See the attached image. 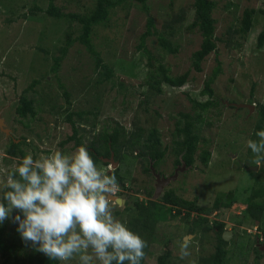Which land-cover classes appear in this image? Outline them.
Wrapping results in <instances>:
<instances>
[{"label":"rangeland","instance_id":"rangeland-1","mask_svg":"<svg viewBox=\"0 0 264 264\" xmlns=\"http://www.w3.org/2000/svg\"><path fill=\"white\" fill-rule=\"evenodd\" d=\"M194 1L149 0L148 11L139 1H129L112 10L109 21L96 26L92 34L96 50L115 71L114 79L99 84L100 72L96 69L95 58L80 42L69 49L58 73L51 71L54 57L59 55V49L64 45L68 23L52 19L44 12L34 14L30 11L34 5L46 10L49 0H0V108L5 107L7 127L13 132L15 142L19 144L26 139L28 145L22 147L31 155L36 148L37 158L55 151L72 154L77 149L75 141L62 144L73 135L71 125L66 121L69 111L87 113L86 121L77 123L79 136L86 145L103 129L117 125L127 132L134 131L136 127H144L148 131L155 128L168 143L176 122L180 120L179 114L194 113L190 99L200 102L211 99L208 94L203 95L206 79L218 61L221 62L222 73L212 85L221 100L220 106L200 119L201 125L198 123L202 138L198 153L208 149L212 154L208 167L198 159L194 169H175V157L170 153L164 162L151 169L148 185L155 188L159 182L163 183L160 196L153 200L162 202L160 197L163 192L173 189L175 195L188 200L197 198L200 207L209 209L221 194L224 201L234 196L236 202L229 210H213L203 216L210 222L230 225L226 228L233 233L228 241L229 264H264V256L257 260L256 254L248 252V246H245L247 240H256V235L261 236L260 243H263V231L245 223L242 216L253 188L264 187V159L256 164V154L248 147L249 140H260L255 133L259 105H264V46L258 47V37L264 30V0H213L217 3L213 14L215 33L221 41L217 42V52L211 53L202 64L200 73L193 67L192 55L200 48L204 38L198 31L189 29L195 14ZM56 4L66 12L85 14L93 10L95 0H56ZM248 9L256 11L255 22L248 38L243 39L236 30L240 28L243 14ZM179 15H185L184 21L174 27L175 34L169 37L174 47L178 48L177 54L166 53L156 34L148 38L146 46L156 66L162 64L170 68L173 76L190 72L189 80L179 88L165 84L162 93L149 91L142 85L150 66L148 55L138 48L140 37L146 32L150 17L154 19L155 30L165 34L170 31L168 25ZM73 31L74 37L80 35L78 23H74ZM35 81L38 83L34 84ZM33 84L34 87L30 88ZM66 93L70 95L71 103L67 101ZM22 96L34 101L35 118L19 116L17 110ZM231 104H246L254 108L253 111L235 109ZM9 137L0 129V199L7 175L22 161L6 153ZM136 154L130 157L136 158ZM130 164L132 177L138 178L140 183L135 185L131 181L129 185L139 192L123 190V196L116 191L118 197L127 196L130 199L132 206L129 210H122L113 202V214L129 228L132 217L136 216L133 202L137 198L146 200L141 189L148 179L142 172L145 165L137 159ZM255 167L258 169H251ZM101 168L106 174L113 169L106 165H101ZM187 212L190 211H183V217ZM190 214L187 219H197L196 211ZM15 215L14 211L12 217L0 224V227L6 226L10 237L16 233L18 226L13 220ZM241 221L243 223L239 224ZM157 228V237L149 245L144 264H157L158 256L168 249L173 253L169 264H205L202 258L214 251L213 234L209 237L192 235L191 255L182 260L180 245L185 237H189L184 220L181 217L169 219L160 222ZM238 243L245 246L244 255L238 253ZM261 248L264 252V245ZM0 264H5L3 258H0ZM61 264H79V257Z\"/></svg>","mask_w":264,"mask_h":264},{"label":"trees","instance_id":"trees-1","mask_svg":"<svg viewBox=\"0 0 264 264\" xmlns=\"http://www.w3.org/2000/svg\"><path fill=\"white\" fill-rule=\"evenodd\" d=\"M129 1H139L145 11H148L147 2L149 0H95V7L90 10L89 13L79 14L73 12H66L63 7L56 4V0H49V6L46 10L34 5L31 8V12H44L50 18L55 19L62 23H68V30L65 33L64 45L59 49V55L54 57L55 64L52 66L51 71L58 73L62 61L67 57L69 49L80 42L86 49L91 53L96 61V69L100 72L99 84L111 81L115 77V71L112 67L106 64L101 56V53L96 50L92 42V34L96 26L105 24L109 21L112 10L124 6ZM217 3L213 0H195L194 1V19L189 26L191 31H198L203 36V41L200 48L192 55L193 67L197 72H202V64L206 61L208 56L217 52V42L221 41L216 36L215 23L216 20L213 16L216 9ZM256 11L254 9L245 10L240 28L236 30L243 39H247L250 31L252 30L255 22ZM26 16V15H25ZM185 15H179L175 20L168 25L170 31L159 33L155 30L154 19L150 17L147 23L146 32L140 37V43L138 48L140 51L143 50L148 55L150 71L142 85L148 87L149 91H155L157 93L163 92V85L167 84L171 87H183L189 80L190 72H186L180 76H173L170 68L159 64L156 66L153 61L154 57L150 50H148L146 43L148 38L158 35L160 46L165 50L166 53H178V48H175L172 40L169 37H173L175 34L174 27L184 21ZM74 23H78L81 28L79 36L74 37L73 26ZM264 46V30L258 37V47ZM48 52V51H47ZM156 66V67H155ZM222 73V64L218 61V65L213 72L206 79L205 90L203 95L208 94L211 99L206 102H200L198 100L190 99L191 107L194 113L181 112L179 114L180 120L175 124V129L171 138V141L165 143L159 130L155 128L146 130L144 127H136L134 131L127 132L123 127L117 125L110 129H103L98 136H95L90 144L86 145L82 142V138L79 136L77 129V123H83L86 120V112H71L68 113V121L72 127L73 135L68 137L62 144L75 141V148L81 145L86 146L93 159L95 160L98 167L106 165L103 163L100 156L109 157L111 153L115 154V159L121 163L117 170L110 171L108 174H115L117 178L118 188L121 190L130 191L134 188L127 187L126 182H135L137 178L132 177V169L130 163H133V159H137L139 163L145 165L142 171L144 175L148 177L145 180L146 186L144 187V195L146 200H140L137 198L133 203L136 209V216L132 217L131 230L138 233L143 239L148 242V247L144 249L146 256L149 253V245L152 244V240L157 237V227L160 222L176 219L181 217L184 220L186 226L187 235H209L213 234L215 238L214 251L208 257L202 258L203 263L207 264H229V250L228 242L223 239V234L226 231V223L224 222H210V220L203 215L211 213L213 210L226 209L229 210L236 202L234 196H230L229 200L224 201V195H220L215 204L211 209L200 207L198 205V199L188 200L187 198L175 195L174 190L164 191L160 199L153 200L155 188L148 185V181L152 176V168H156L166 160L168 154H172L175 157L174 166L175 169L184 167L186 170L194 169L198 159L205 166L208 167L211 160V151L208 149H202L200 153V145L202 138L200 137L198 127L199 120L204 118L213 108L216 109L220 106L221 100L216 95V91L212 87L216 80ZM35 81L34 84H37ZM34 84L30 88L34 87ZM120 85L124 83L120 82ZM62 86V85H60ZM67 101H69L70 95L66 93ZM21 105L18 108V114L24 118H35L36 110L34 107V101L28 100L26 96H22L20 99ZM235 108V106H233ZM236 109V108H235ZM70 110V108L68 109ZM67 112V111H66ZM259 119L256 127V133L264 131V105H259ZM77 118V120H74ZM84 120V121H83ZM202 122L199 124L201 125ZM80 125V124H79ZM136 126V125H135ZM22 145H28L26 139L19 144L14 140H10L6 148V153L12 157L20 158L21 160L26 155L30 154L27 152L25 147ZM36 153V148H33ZM136 158H131L132 154ZM33 152L34 159L37 158ZM131 154V155H130ZM21 162V161H20ZM19 162V163H20ZM19 165V164H18ZM259 180V179H258ZM259 184V182H258ZM257 184V185H258ZM8 189L4 188L2 196ZM139 192L138 190H136ZM120 195L124 196V192L120 191ZM118 193V194H119ZM264 187L253 188L249 196L247 208L242 214L243 220L249 225L259 224V229L263 231L264 236ZM163 201L165 204H163ZM130 199L126 202V209H131ZM177 207V208H175ZM174 211L176 213H174ZM183 211H196L198 213L197 219L190 221L188 216L190 212L184 214ZM187 216V217H185ZM189 220V221H188ZM242 224L243 221L238 222ZM7 224V223H6ZM18 228V226L16 227ZM6 226L0 227V258L4 259V263L16 262L19 264H61L59 260L49 259L43 253L36 251L35 248L30 244H26L17 230L15 234L10 237V232L6 231ZM261 237L258 235V238ZM242 239V237H241ZM242 241V240H241ZM239 241V242H241ZM248 252L253 251L256 254V259L261 260L264 256L261 246L256 245V240H247ZM169 243V242H168ZM238 243L239 254L244 255V247ZM145 256V259H146ZM173 253L170 249L163 252L157 258V264H169ZM145 259L141 264L145 263ZM127 264V262H126Z\"/></svg>","mask_w":264,"mask_h":264},{"label":"clouds","instance_id":"clouds-1","mask_svg":"<svg viewBox=\"0 0 264 264\" xmlns=\"http://www.w3.org/2000/svg\"><path fill=\"white\" fill-rule=\"evenodd\" d=\"M257 135L259 142L249 140L248 147L260 164L264 131ZM5 188L0 224L15 211L22 240L49 259L68 262L78 256L79 264H141L145 259L148 242L113 214L115 174L98 167L86 146L72 154L26 155L7 175ZM252 226L259 230V224ZM255 237L260 245L261 237ZM190 241L185 237L180 245L182 260L191 255Z\"/></svg>","mask_w":264,"mask_h":264},{"label":"flooded vegetation","instance_id":"flooded-vegetation-1","mask_svg":"<svg viewBox=\"0 0 264 264\" xmlns=\"http://www.w3.org/2000/svg\"><path fill=\"white\" fill-rule=\"evenodd\" d=\"M0 117H1V119L3 120V126H4V129H7V130H9V134H7L8 135V140H14L15 141V138H14V134H13V132H11V130L7 127V122H6V119H7V113L5 112V107L4 108H0ZM9 122V121H8ZM1 129V128H0ZM7 137V136H6ZM111 156H112V153L110 154V156L109 157H103V156H100V158L102 159V161H103V163L104 164H106V166H112V171H114V170H117L119 167H120V165H121V163L119 162V161H117L116 159H115V154H114V157H113V161H114V163H117V166L114 168L113 167V164L112 163H110L109 161H110V159H111ZM131 182V181H130ZM135 185L137 184V183H140V181L138 180V178H137V180L135 181V182H133ZM142 183V182H141ZM126 186L128 187V186H130L131 187V185H129V181H127L126 182ZM133 187V186H132ZM145 187V186H144ZM140 189V188H139ZM117 190L120 192V191H123V190H121V189H119V188H117ZM136 190H138V189H136ZM141 191L143 192L144 191V188H142L141 189ZM161 192H162V190H161ZM144 194V193H143ZM157 194V187H155V193H154V196H153V198L154 199H157V197L155 198V195ZM161 194V193H160ZM160 194H159V196H160ZM114 195L116 196V197H118V195H117V192H115L114 193ZM145 196V195H144ZM158 196V197H159ZM119 198H121V197H119ZM122 199H124L125 200V205L124 206H121L122 207V210H125L126 209V202L128 201V198H127V196L125 197V198H122ZM145 199H146V197H145ZM116 205H118V204H116ZM119 206V205H118Z\"/></svg>","mask_w":264,"mask_h":264},{"label":"water","instance_id":"water-1","mask_svg":"<svg viewBox=\"0 0 264 264\" xmlns=\"http://www.w3.org/2000/svg\"><path fill=\"white\" fill-rule=\"evenodd\" d=\"M232 106H235L236 108H248L250 111H253L254 106H250V105H246V104H231ZM0 128L6 133L9 134V130L4 129L3 126V120L0 117ZM113 157H114V153H112L111 159H110V163L113 164V167L115 168L117 166V163H114L113 161ZM252 170L254 169H258V168H251ZM163 189V183L159 182L158 186H157V194L155 195V198L159 196V194L161 193V190ZM113 202H115L116 204H118L119 206H124L125 205V200L119 197H116L115 195H113ZM230 225L227 224L226 228H228ZM233 233L230 231H226L223 234V239L228 242L231 238H232ZM192 237V236H189Z\"/></svg>","mask_w":264,"mask_h":264}]
</instances>
